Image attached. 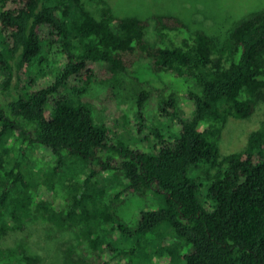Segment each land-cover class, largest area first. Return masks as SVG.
<instances>
[{"label":"trees","instance_id":"obj_1","mask_svg":"<svg viewBox=\"0 0 264 264\" xmlns=\"http://www.w3.org/2000/svg\"><path fill=\"white\" fill-rule=\"evenodd\" d=\"M2 1L10 5L0 11V264L42 263L2 246L9 230L39 217L75 231L89 264H264V118L244 148L226 154L213 129L228 115L250 116L255 102L245 95L264 91V7L239 19L221 43L198 31L176 45L167 31L187 24L175 15H155L159 40L152 42L149 18L115 17L105 0H97L98 12L84 0ZM141 58L192 82L184 91L194 104L189 117L175 93L148 106L152 92L128 74ZM100 94L127 105L128 122L135 113L134 128L155 141L148 151L112 142L111 127L94 120ZM151 110L179 130L152 124ZM30 147L61 165L83 160L85 179L65 180L64 202L55 205L43 182L32 189L26 180L21 162ZM191 165L207 175L205 184ZM102 171L118 187L107 201L96 186ZM132 194L159 196L161 204L141 208L131 224L113 203Z\"/></svg>","mask_w":264,"mask_h":264},{"label":"rangeland","instance_id":"obj_2","mask_svg":"<svg viewBox=\"0 0 264 264\" xmlns=\"http://www.w3.org/2000/svg\"><path fill=\"white\" fill-rule=\"evenodd\" d=\"M113 10L115 17L136 15L149 18L151 21L148 27L147 37L152 42H157L159 36L155 31V15L171 14L181 18L186 24V28L172 29L167 31L166 40L176 45H185L192 42L198 31H203L221 43L226 39L229 29L244 15L264 7V0H105ZM86 7L98 12L103 6L97 0H84ZM10 2L0 0V11L7 8ZM0 43L3 46V37L0 33ZM128 74L134 77L137 82L143 84L152 92L148 101V106L153 110L156 108L158 98L162 94L175 93L178 96L180 105L184 110V115L189 117L192 114L194 104L187 99L184 91L188 89L192 82L187 78H176L171 74L156 72L149 59L141 58L128 70ZM20 81L15 75L13 84ZM24 82L21 81V85ZM15 90V89H14ZM108 95L100 94L93 99L94 120L111 127L112 142L116 146L130 148H141L148 151L151 139H144L134 128L136 117L133 111L130 112V122L126 118L127 105L119 104L115 99H108ZM255 102L254 112L244 118L228 115L215 123L214 131L218 138V143L222 153L226 154L234 150L244 148L248 142V135L252 129L260 125L264 118V91L259 95H245ZM2 101L4 95H0ZM131 106V105H130ZM136 104L133 105L134 110ZM145 113V112H144ZM154 112L146 111L147 116H151V122L164 129H169L175 133L179 130L177 122L170 119H158L154 117ZM13 142V138L9 139ZM19 142L14 141L10 151V159H17L19 154ZM50 156V157H49ZM46 156L43 148L30 147L21 162L25 178L33 185L43 182L42 193L50 199H54V204L64 202L65 190L63 183L70 178L84 180L88 172L86 166L82 165L83 160L74 158L73 163L60 164L56 156ZM60 164L57 171L53 172L52 167ZM88 167V166H87ZM192 173L199 176V180L205 184V173L201 169L195 168ZM199 168V167H198ZM86 169V170H84ZM211 170V169H210ZM190 172V173H191ZM213 172V169H212ZM97 187L106 190L105 200L113 197L118 187L116 180L108 171H102L99 175ZM21 187V186H20ZM20 187L18 189L20 190ZM106 188V189H105ZM161 201L159 196L150 195L144 198L137 194H132L124 200L113 203V207L118 214L131 224L137 222L138 211L144 207H158ZM83 238V237H82ZM78 234L68 228L57 225L55 221H50L43 217L34 218L25 224V228L19 230H9L2 238V246L14 249L17 257L22 256L41 258L40 264H89V256L85 250V244L79 249ZM20 247H22L21 250ZM151 246V252H152ZM190 248H188L189 250ZM150 252V253H151ZM154 252V251H153ZM23 261V260H22ZM37 262V261H36ZM118 264H123L120 262ZM149 264H171L170 262L159 260L150 261Z\"/></svg>","mask_w":264,"mask_h":264}]
</instances>
